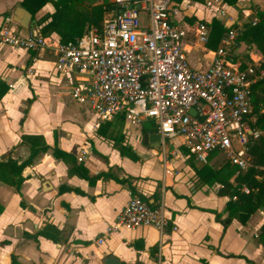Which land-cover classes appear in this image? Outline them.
<instances>
[{
	"label": "crops",
	"instance_id": "obj_1",
	"mask_svg": "<svg viewBox=\"0 0 264 264\" xmlns=\"http://www.w3.org/2000/svg\"><path fill=\"white\" fill-rule=\"evenodd\" d=\"M101 2L73 1L65 17L75 18L76 27L68 38L92 23L87 13ZM16 3L19 0H0V16ZM227 5L242 28L257 11H264V0ZM191 8L186 11L193 9L196 18H209L208 10ZM53 10V3L46 1L32 17L36 21ZM30 27L39 30L37 22ZM47 34L59 38L55 30ZM206 49L212 47L189 45L190 65L205 67ZM235 53L242 63L256 60L262 71L256 81L264 77V52L253 42L237 39ZM69 86L65 76L54 71L46 51L0 44V160L19 163L31 145H47L22 167L17 189L0 177V264H9L12 255L19 264H103L108 255L113 264H264V246L254 235L264 220L263 207L244 223L232 216L223 226L228 197L216 192L218 182L199 181L194 166L201 163L178 145V138L165 139V151H178L163 159L158 141H142V132H155L149 130L154 127L151 119L130 124L115 115L95 126L90 109L73 99L71 105L65 102ZM259 105L262 112L264 106ZM255 117L251 113L250 119ZM259 129L264 132V127ZM53 146L72 155L76 173L70 161L52 155ZM219 163L210 159L207 164L217 168ZM130 191L148 202L161 196L170 226L161 234L147 225L106 232Z\"/></svg>",
	"mask_w": 264,
	"mask_h": 264
},
{
	"label": "built area",
	"instance_id": "obj_2",
	"mask_svg": "<svg viewBox=\"0 0 264 264\" xmlns=\"http://www.w3.org/2000/svg\"><path fill=\"white\" fill-rule=\"evenodd\" d=\"M183 1L111 0L98 24L89 23L65 41L43 35L37 28L21 27L8 12L0 16V44L50 54L54 71L70 82L72 99L92 111L95 126L115 115L130 124L151 119L163 159L178 151L177 147L165 151V139L178 138V145L201 164L217 156L234 165L230 176L234 183V177L251 165L248 148L262 133L250 121V87L262 71L255 59L242 63L236 57L242 27L226 2L200 0L209 18L189 21L185 17L194 10L188 13L190 3ZM141 10L142 24L138 22ZM212 17L223 30L216 46L206 49V66H192L189 45L205 48ZM256 21L255 15L249 19L251 24ZM239 189L248 192L244 183ZM170 224L161 196L148 202L130 191L105 231L147 225L161 234Z\"/></svg>",
	"mask_w": 264,
	"mask_h": 264
},
{
	"label": "trees",
	"instance_id": "obj_3",
	"mask_svg": "<svg viewBox=\"0 0 264 264\" xmlns=\"http://www.w3.org/2000/svg\"><path fill=\"white\" fill-rule=\"evenodd\" d=\"M46 1H51L53 3L54 10L51 13L45 12L37 18L36 22L39 25V31L44 35L50 30H55L59 34V40L65 41L71 39L68 38L71 35H67V33H70L72 32L71 30L75 29L76 19L65 16H67L66 13H68L69 9L72 8L74 0H19V3L33 15ZM171 1L173 3L180 2V0ZM223 1L231 5L234 4L236 0ZM109 3V1H104L92 5L87 13V19L89 22L98 24L101 20L103 10L109 7ZM256 16L257 21L254 24H251L249 21L244 23L243 28L240 29L237 34V39L245 43L253 42L262 52H264V11H257ZM185 18L191 21L195 16L191 15L188 17L186 16ZM208 24L210 26V31L206 45L213 48L216 46L223 28L219 20L215 17H212ZM80 32L81 31L77 32L76 35L80 34ZM250 100L252 102V113H256L254 120L250 119L251 125L263 128L264 110L258 112V109L260 107V102L264 106V77L251 84ZM149 130H155V127H151ZM46 148L47 145L41 141L37 144L31 145L28 156L19 163H16L10 158L0 160V177L3 180L12 183L17 189L21 180L20 170L22 167L29 164L39 151H44ZM119 151L120 153L123 152V146L119 147ZM51 153L55 157L70 161L72 163L70 167L76 173V163H74V158L69 152L53 146L51 148ZM247 153L251 165L234 177V183H231L229 178L234 172L235 167L223 159L220 160L217 168L211 167L207 163L194 166V171L198 176L199 181L208 184L218 182L219 186L217 187L216 192L228 197L225 202L227 216L220 220L223 226L227 224L228 219L232 216H234L240 223H244L248 216L257 208H264V132L259 134L250 144ZM128 155L131 158L134 157V154L132 153H128ZM80 174L90 177L85 174V171L80 172ZM13 175H16V177L11 179V176ZM242 183L248 187L247 193L240 191L239 186ZM232 195H235V198L232 199ZM257 240L262 246H264V220L258 227ZM249 262L254 264L251 261ZM9 264L19 263L12 255ZM203 264H205V262Z\"/></svg>",
	"mask_w": 264,
	"mask_h": 264
},
{
	"label": "water",
	"instance_id": "obj_4",
	"mask_svg": "<svg viewBox=\"0 0 264 264\" xmlns=\"http://www.w3.org/2000/svg\"><path fill=\"white\" fill-rule=\"evenodd\" d=\"M12 18L23 28H28L31 25L35 24V19L32 17V14L20 3H16L11 10ZM190 113H194V109H189ZM142 141H150V142H157L160 140L159 134L155 132H142ZM103 264H113L112 263V256L108 255L104 257Z\"/></svg>",
	"mask_w": 264,
	"mask_h": 264
},
{
	"label": "rangeland",
	"instance_id": "obj_5",
	"mask_svg": "<svg viewBox=\"0 0 264 264\" xmlns=\"http://www.w3.org/2000/svg\"><path fill=\"white\" fill-rule=\"evenodd\" d=\"M103 1H108V0H103ZM185 1L190 3V7H192V8L196 7V8H199L201 10V5L199 4L200 1H197V0H184L183 3ZM109 2H111V0H109ZM181 2H182V0L180 1V3ZM138 22L140 24H142L144 22V11H142V10L139 11ZM182 23L184 24L183 20L181 21V24ZM46 35H50V34H46ZM50 36L55 38V36H53V35H50ZM71 100H72V97L70 96V94L68 96H65V102H67L69 105H71ZM65 112H67V111H65ZM150 122H148V123H150ZM166 144L168 145V141H166ZM218 158L219 157H217V156L212 157V159H214V160H217Z\"/></svg>",
	"mask_w": 264,
	"mask_h": 264
}]
</instances>
